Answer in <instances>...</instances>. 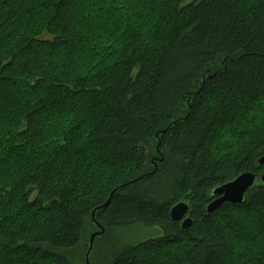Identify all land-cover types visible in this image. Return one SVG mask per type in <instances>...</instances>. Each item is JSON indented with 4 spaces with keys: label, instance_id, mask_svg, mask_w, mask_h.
Here are the masks:
<instances>
[{
    "label": "trees",
    "instance_id": "obj_1",
    "mask_svg": "<svg viewBox=\"0 0 264 264\" xmlns=\"http://www.w3.org/2000/svg\"><path fill=\"white\" fill-rule=\"evenodd\" d=\"M0 86V264H76L95 221L97 264H264V185L207 213L264 172V0H0Z\"/></svg>",
    "mask_w": 264,
    "mask_h": 264
},
{
    "label": "water",
    "instance_id": "obj_2",
    "mask_svg": "<svg viewBox=\"0 0 264 264\" xmlns=\"http://www.w3.org/2000/svg\"><path fill=\"white\" fill-rule=\"evenodd\" d=\"M157 150L160 151V146L157 147ZM163 154V153H161ZM160 160H164L163 155L161 156ZM259 165L264 164V155H262L258 160ZM151 173L141 175L139 178H137L135 181L141 180L147 175H150ZM127 185V184H126ZM256 185H264V172L263 173H255L252 171H245L242 172L232 179L219 184L215 186L212 189L211 195L213 196V200H211L207 205V213H211L218 208H220L225 202L230 203H242L245 201L247 197V193L250 189H252ZM120 188H115L110 196L108 197L107 201L98 207H96L93 210V220L95 221V214L96 211L99 209H103L104 207H107L110 203L114 193L119 190ZM189 213V204L185 201H181L176 203L172 206L170 215L173 220L175 221H181L182 226L184 228L189 227L193 223V219L191 216H187ZM96 225L99 227V230L93 232L89 238V242L87 244V252L85 254V264H91L90 257L93 253L94 249V241L97 236H102L106 229L105 227L100 223L96 222Z\"/></svg>",
    "mask_w": 264,
    "mask_h": 264
},
{
    "label": "rangeland",
    "instance_id": "obj_3",
    "mask_svg": "<svg viewBox=\"0 0 264 264\" xmlns=\"http://www.w3.org/2000/svg\"><path fill=\"white\" fill-rule=\"evenodd\" d=\"M86 7H88V6H86ZM100 8H103V7H100ZM105 8H107V10H112V11L114 10L113 9L114 7H111V6H107ZM139 14H141V13L138 12V15ZM148 34H150V32ZM2 85L7 86L8 84H2ZM5 86L4 87L0 86V101H2V98H10V100L8 102H3V104L7 106V104L10 103V104L13 105V107L17 108L19 106V103H18V98H19L18 95L19 94H16V93L14 94L13 92L8 90V89H11V87L5 88ZM260 105H261L260 108L264 109V106H263L262 102L260 103ZM253 112L254 111H252L249 114V116ZM4 115H6V114H4ZM255 115L261 116L258 113V111H256V113H254V115L252 116V119L255 117ZM14 126H16V123L13 124V127ZM244 128H245V121L234 125L232 128H227L226 131H225L227 136L224 137L223 140L221 139V141H220L219 140L220 138L217 139L222 144L221 148L223 150V152L217 153V155L220 158H223V157H225V155H228L230 153L231 150L229 148V143L231 142V138H237L238 140L242 139V134L239 131H242ZM66 138L70 139L71 141H74L75 142L74 146H79L80 145V143H78L77 140H76V139H78V135L66 134ZM160 158H161V155L158 154V155H156L154 157L155 160H152L151 165H150L151 171L148 172V173H151L150 175L154 174L156 172V170H158L159 164L164 162L165 159L161 161ZM1 160L3 161L5 166H9L11 164V162H12V161L4 160V157H2ZM97 160H99V157H97ZM143 175H144V173H143ZM98 179L102 180L103 178L102 179L98 178ZM99 184L100 183L98 181V182H96L94 184V186H98ZM118 187L121 188L120 186H118ZM159 232L160 231L158 230V228L156 229V228H152V227L151 228H145V229L144 228L140 229V228L128 227V228H125V229L118 230L112 236V238L114 240H118V241L119 240L122 241V238L126 239V240H129V241H135V240H141L142 238H148V237L155 236L156 234H159ZM91 233H92V230L87 233L85 240L82 242V244L77 249L69 251V255L70 256H74V260H75L76 264H85V254H86V251H87L86 246H87V244L89 242L88 239L90 238ZM99 241L100 240L97 239L96 242H95L94 251H93L92 256L90 257L91 264H97V258H98L97 247H98V250L100 251L99 248H100V245H101V243H100L101 241L100 242ZM239 241H238V243H239ZM232 242L234 243V241H232Z\"/></svg>",
    "mask_w": 264,
    "mask_h": 264
},
{
    "label": "bare ground",
    "instance_id": "obj_4",
    "mask_svg": "<svg viewBox=\"0 0 264 264\" xmlns=\"http://www.w3.org/2000/svg\"><path fill=\"white\" fill-rule=\"evenodd\" d=\"M212 197H213V196H212ZM213 199H214V198H213ZM213 199H212V200H213Z\"/></svg>",
    "mask_w": 264,
    "mask_h": 264
},
{
    "label": "clouds",
    "instance_id": "obj_5",
    "mask_svg": "<svg viewBox=\"0 0 264 264\" xmlns=\"http://www.w3.org/2000/svg\"><path fill=\"white\" fill-rule=\"evenodd\" d=\"M182 223V222H181Z\"/></svg>",
    "mask_w": 264,
    "mask_h": 264
}]
</instances>
